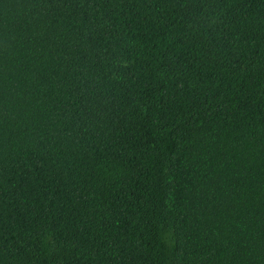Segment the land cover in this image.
<instances>
[{
	"label": "trees",
	"instance_id": "1",
	"mask_svg": "<svg viewBox=\"0 0 264 264\" xmlns=\"http://www.w3.org/2000/svg\"><path fill=\"white\" fill-rule=\"evenodd\" d=\"M0 264H264V0H0Z\"/></svg>",
	"mask_w": 264,
	"mask_h": 264
}]
</instances>
